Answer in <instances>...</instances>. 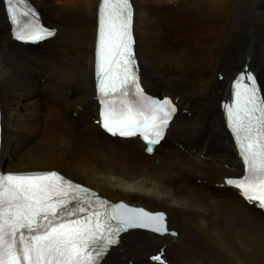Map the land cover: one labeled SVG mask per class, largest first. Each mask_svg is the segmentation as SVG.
<instances>
[{"label": "bare ground", "instance_id": "6f19581e", "mask_svg": "<svg viewBox=\"0 0 264 264\" xmlns=\"http://www.w3.org/2000/svg\"><path fill=\"white\" fill-rule=\"evenodd\" d=\"M98 1L31 0L58 31L28 46L11 38L0 0L3 171L56 170L108 201L166 215L175 236L130 230L103 264H156V255L166 264H264V213L224 184L242 167L220 109L245 66L264 93V0H131L142 85L179 108L151 156L137 139L108 136L95 124ZM180 23L195 30L183 41L175 36ZM34 90L43 97L24 117L34 121L29 131L12 103Z\"/></svg>", "mask_w": 264, "mask_h": 264}, {"label": "snow or ice", "instance_id": "6c2138e0", "mask_svg": "<svg viewBox=\"0 0 264 264\" xmlns=\"http://www.w3.org/2000/svg\"><path fill=\"white\" fill-rule=\"evenodd\" d=\"M14 39L36 43L57 29L38 22L28 0H6ZM94 74L100 125L111 136L139 137L151 154L177 112L175 103L145 94L134 50L130 0H100ZM226 122L244 170L225 183L264 209V93L245 66L231 82ZM170 234L164 213L111 203L56 170L0 173V264H103L121 233ZM166 264L162 255L152 257Z\"/></svg>", "mask_w": 264, "mask_h": 264}, {"label": "rangeland", "instance_id": "374dc122", "mask_svg": "<svg viewBox=\"0 0 264 264\" xmlns=\"http://www.w3.org/2000/svg\"><path fill=\"white\" fill-rule=\"evenodd\" d=\"M176 26H178L177 28V31L178 32H176L175 33V36L179 39V40H181V41H183L184 39H187V38H189L192 34H194V32H195V30L192 28V29H189V27H191V25H189V24H181L180 23V25H176ZM175 26H173V27H171V29H173ZM176 29V28H175ZM3 34H5V32L3 33ZM41 47V46H40ZM42 48V47H41ZM246 65V64H245ZM38 90V89H37ZM37 90H34L33 92H31V93H29L28 95H26V96H23V97H21V101L20 102H18V101H14L13 103H12V106H13V108H14V113H16V114H18L19 115V117H20V124H19V127L21 128V129H26V130H32L33 129V127H34V121L32 120V121H26V119L24 118V117H33L34 116V108H35V105L33 104V101L37 98V97H43V96H41L40 94H39V92L37 91ZM163 92L160 90L159 91V94H162ZM34 99V100H33ZM32 100V101H31ZM90 110V109H89ZM88 111V110H87ZM31 112H33V113H31ZM92 115V114H91ZM73 116H75V115H73ZM89 118H91V117H93V116H88ZM87 117V118H88ZM25 119V120H24ZM41 119H42V122H41V124L44 122V120H45V113H44V117H41ZM30 123V124H29ZM36 138L34 139L33 137H32V141H39V139H40V137L39 136H35ZM34 139V140H33ZM166 144H168V141H165L164 142V147L166 146ZM173 145V144H172ZM17 147H18V149H21L22 148V144H17L16 145ZM171 158H173V157H171ZM176 162V161H175ZM156 163V162H155ZM4 170H5V167H4ZM216 185H218V183L216 182ZM219 187H221V186H219ZM170 237V236H169ZM183 244H187L186 243V241H184L183 242ZM191 246H192V249H195V250H197L198 249V247L196 246V244H192L191 243ZM194 246V247H193ZM196 247V248H195ZM153 260V259H152ZM152 260H151V262H152ZM153 262L154 263H156L157 264V262L156 261H154L153 260Z\"/></svg>", "mask_w": 264, "mask_h": 264}, {"label": "water", "instance_id": "95a60500", "mask_svg": "<svg viewBox=\"0 0 264 264\" xmlns=\"http://www.w3.org/2000/svg\"><path fill=\"white\" fill-rule=\"evenodd\" d=\"M26 45H28V44H26ZM28 46H33V45H28ZM121 202V201H120ZM133 207V206H132ZM143 230H146V231H149V230H147V229H143ZM158 234V233H157Z\"/></svg>", "mask_w": 264, "mask_h": 264}, {"label": "trees", "instance_id": "16d2710c", "mask_svg": "<svg viewBox=\"0 0 264 264\" xmlns=\"http://www.w3.org/2000/svg\"><path fill=\"white\" fill-rule=\"evenodd\" d=\"M4 165V164H3Z\"/></svg>", "mask_w": 264, "mask_h": 264}]
</instances>
